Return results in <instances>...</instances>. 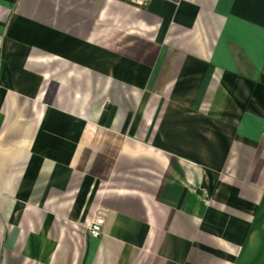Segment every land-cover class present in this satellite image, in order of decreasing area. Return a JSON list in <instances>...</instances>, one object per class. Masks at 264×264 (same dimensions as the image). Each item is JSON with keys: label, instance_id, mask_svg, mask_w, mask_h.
<instances>
[{"label": "crops", "instance_id": "1", "mask_svg": "<svg viewBox=\"0 0 264 264\" xmlns=\"http://www.w3.org/2000/svg\"><path fill=\"white\" fill-rule=\"evenodd\" d=\"M0 264H264V0H0Z\"/></svg>", "mask_w": 264, "mask_h": 264}, {"label": "built area", "instance_id": "2", "mask_svg": "<svg viewBox=\"0 0 264 264\" xmlns=\"http://www.w3.org/2000/svg\"><path fill=\"white\" fill-rule=\"evenodd\" d=\"M131 5L137 8H144L148 6L152 0H128ZM104 210H98L95 218L88 226V232L91 237H99L102 234V227L105 223Z\"/></svg>", "mask_w": 264, "mask_h": 264}]
</instances>
